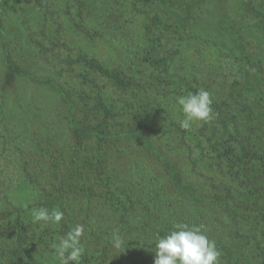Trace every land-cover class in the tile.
Segmentation results:
<instances>
[{
    "label": "rangeland",
    "instance_id": "1",
    "mask_svg": "<svg viewBox=\"0 0 264 264\" xmlns=\"http://www.w3.org/2000/svg\"><path fill=\"white\" fill-rule=\"evenodd\" d=\"M208 1L0 0V264L54 263L57 224L30 215L51 200L74 226L98 223L105 264H129L137 251L154 264L156 242L177 223L200 226L220 264H264L262 221L248 208L249 183H264V0ZM200 88L214 117L184 130L177 98ZM97 126L115 138L89 134ZM17 215L47 247L35 249L37 237L30 252L17 246Z\"/></svg>",
    "mask_w": 264,
    "mask_h": 264
},
{
    "label": "clouds",
    "instance_id": "2",
    "mask_svg": "<svg viewBox=\"0 0 264 264\" xmlns=\"http://www.w3.org/2000/svg\"><path fill=\"white\" fill-rule=\"evenodd\" d=\"M176 102L184 114L179 121L184 130H190L193 124L208 123L214 117L211 94L204 88L178 97ZM30 215L33 223L44 225L58 224L64 218L63 212L49 211L44 207L33 208ZM83 234L84 227L77 225L52 245L60 264H80L84 252L81 244ZM113 246L116 249L124 247V240L118 232L113 234ZM155 248L154 264H220V252L215 241L210 240L200 226L177 223L168 235L158 239Z\"/></svg>",
    "mask_w": 264,
    "mask_h": 264
},
{
    "label": "trees",
    "instance_id": "3",
    "mask_svg": "<svg viewBox=\"0 0 264 264\" xmlns=\"http://www.w3.org/2000/svg\"><path fill=\"white\" fill-rule=\"evenodd\" d=\"M207 2H209L208 0H202V2L198 3V4H202L205 5L207 4ZM221 46L226 47L228 50H233L231 48V44L228 41H224L221 40L220 43ZM232 55L237 56V54L232 53ZM83 63L85 65H87L90 69L96 71L97 73H100L102 75H106L108 78L112 79L114 81V83L121 88H125L129 85V81H125L124 78L121 77V75L119 73H112L110 71H108L106 68L102 67L96 60L94 59H88L87 57H83L81 58ZM244 77L245 78H249L248 75L246 73H244ZM252 84H248V86H251ZM100 110H104L103 112L105 114H109L110 111H107L106 108L102 105L101 102L98 103L97 105V109ZM107 112V113H106ZM68 123L70 124V126H73L74 123L73 121L70 119L68 121ZM89 134H92L94 136H96L97 138H99L100 140H104L103 138H108L107 140H111L112 138H115L113 136H107L108 134L106 132H103L101 129V126H97L93 129H89L88 130ZM138 144L142 147H146L143 144V140L139 139ZM226 158H228L229 160L231 159V155L226 154ZM173 183L175 184V187L173 186V188L178 192V193H182V194H188L187 191L184 187L180 186V181L176 176H173ZM250 185V193L251 195L255 196V201L252 202L249 205V210L251 212V214L255 217V222L257 224V222L262 221V227L261 228V237H262V241H264V183H254ZM106 186V185H105ZM65 186L64 183H58V186L54 187L53 192L54 193H62L64 190ZM107 191L110 194L109 197V202L112 203V205H116L117 208H120L122 211H125L127 208L131 206L127 205V203L129 202H124L123 196L121 197V193H119L116 189H112L110 190L109 187H106ZM247 196H250V194H247ZM47 202V200H46ZM133 205V204H132ZM45 208H47L49 211H52L55 207H54V201H48V204L45 203ZM144 209L146 210V212H152L153 211V207L152 205L146 204L144 205ZM126 212V211H125ZM122 213V212H121ZM125 213H122V215H124ZM123 220H125V217L123 218ZM89 224H87L86 222H84L83 220V227H87L89 228L90 232L89 233H84L83 234V238L84 241H86L89 245V247L91 248V251L93 250V252L97 255V259L94 261V259H92L91 257H89V252L86 251V248H84V252L83 255L81 257V261L80 264H105L104 261L107 260L108 258V251L109 249H106V244L107 242H103V240L100 239V236L97 234L98 230L96 229L95 231V227L98 226V223H93L92 221L88 222ZM118 223V222H117ZM123 224H125L124 226H128L129 225V221H125ZM118 228V225H116ZM75 226L73 225V223H69V220L66 219L65 217L57 224L56 226V230L58 233V238L59 237H63L65 236L70 230H72ZM13 230L16 233L15 234V242L17 244V246L19 248H23V250L30 252V246H31V242L30 240H32V238H34V240H36L37 237V241L35 242L36 245L34 246V248H38L41 245H44L45 247L48 246V240L46 239L45 234H43V231H39L40 235L37 236V234L35 232L31 233L29 232V228L27 226V224L23 221L22 217L20 215H17V217L14 219L13 221ZM92 230V231H91ZM87 235V237H86ZM49 237H53L52 234H49ZM91 238V239H88ZM51 248V247H50ZM28 249V250H27ZM100 252L98 254V251ZM38 251V252H37ZM35 252L36 256L37 253L38 254H42V250H37ZM51 254H54V263L53 264H60L59 259L57 258L56 254H55V250L52 248L50 250ZM150 254H151V249H150ZM148 256H149V251H137L135 253H132V258H133V262H130L129 264H147V260H148Z\"/></svg>",
    "mask_w": 264,
    "mask_h": 264
}]
</instances>
